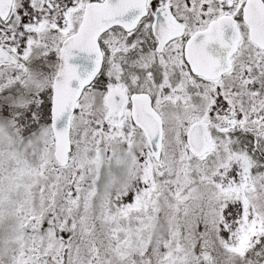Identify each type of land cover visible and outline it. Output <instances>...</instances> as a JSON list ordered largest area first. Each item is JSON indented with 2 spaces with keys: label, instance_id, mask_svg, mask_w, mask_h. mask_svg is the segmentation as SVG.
I'll list each match as a JSON object with an SVG mask.
<instances>
[{
  "label": "snow or ice",
  "instance_id": "1",
  "mask_svg": "<svg viewBox=\"0 0 264 264\" xmlns=\"http://www.w3.org/2000/svg\"><path fill=\"white\" fill-rule=\"evenodd\" d=\"M0 264H264V0H0Z\"/></svg>",
  "mask_w": 264,
  "mask_h": 264
}]
</instances>
